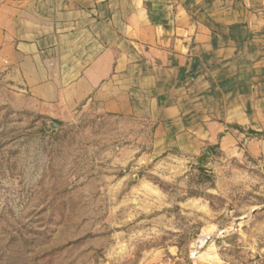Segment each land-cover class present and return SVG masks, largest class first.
I'll return each mask as SVG.
<instances>
[{
  "label": "rangeland",
  "instance_id": "obj_1",
  "mask_svg": "<svg viewBox=\"0 0 264 264\" xmlns=\"http://www.w3.org/2000/svg\"><path fill=\"white\" fill-rule=\"evenodd\" d=\"M154 152L143 121L30 110L0 75V264H264V166Z\"/></svg>",
  "mask_w": 264,
  "mask_h": 264
},
{
  "label": "crops",
  "instance_id": "obj_2",
  "mask_svg": "<svg viewBox=\"0 0 264 264\" xmlns=\"http://www.w3.org/2000/svg\"><path fill=\"white\" fill-rule=\"evenodd\" d=\"M0 75L54 121L136 119L157 154L264 166V0H0Z\"/></svg>",
  "mask_w": 264,
  "mask_h": 264
},
{
  "label": "water",
  "instance_id": "obj_3",
  "mask_svg": "<svg viewBox=\"0 0 264 264\" xmlns=\"http://www.w3.org/2000/svg\"><path fill=\"white\" fill-rule=\"evenodd\" d=\"M209 157H211V152L209 150H207V151H205L204 155L202 156V159L205 160ZM261 209H264V206H262Z\"/></svg>",
  "mask_w": 264,
  "mask_h": 264
},
{
  "label": "trees",
  "instance_id": "obj_4",
  "mask_svg": "<svg viewBox=\"0 0 264 264\" xmlns=\"http://www.w3.org/2000/svg\"><path fill=\"white\" fill-rule=\"evenodd\" d=\"M252 134H256V133H253V132H251ZM258 136H264L263 134H261V133H258L257 134Z\"/></svg>",
  "mask_w": 264,
  "mask_h": 264
}]
</instances>
